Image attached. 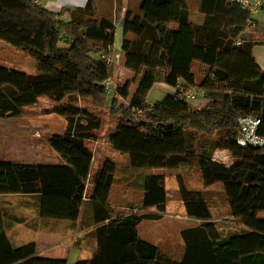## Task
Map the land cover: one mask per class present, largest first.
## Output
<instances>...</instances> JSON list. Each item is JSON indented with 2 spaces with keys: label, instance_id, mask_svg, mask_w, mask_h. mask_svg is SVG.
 Returning a JSON list of instances; mask_svg holds the SVG:
<instances>
[{
  "label": "trees",
  "instance_id": "1",
  "mask_svg": "<svg viewBox=\"0 0 264 264\" xmlns=\"http://www.w3.org/2000/svg\"><path fill=\"white\" fill-rule=\"evenodd\" d=\"M70 11L56 14L34 0H0V42L37 63L33 75L0 66V117H19L23 108L47 97L60 103L54 111L67 121L61 135L49 139L60 164L0 158V173L6 176L0 195H41V218L78 220L93 163L90 142L99 138L102 122L63 102L77 95L117 118L109 142L129 157L131 169H197L206 189L222 188L229 217L240 225L218 220L217 206L204 192L191 190L177 176L186 214L201 223L181 231L182 254L143 240L139 226L161 219L167 205L166 175H151L143 202L114 217L115 207L108 211L98 230L97 254L78 264H264V146L237 142L239 120L246 116L260 118L257 135L264 139V71L254 57L255 46H264V25L228 0H201V25L193 21L187 0H142L139 11L128 13L124 22L125 34L133 36L122 45L132 78L116 85L109 104L105 83L113 78L114 24L102 15L100 0H88L85 16L63 20ZM157 83L185 92L149 105ZM190 88L203 93L208 105L192 106L186 98ZM217 133L213 149L230 153L231 168L204 151L203 140ZM115 172L114 164L106 163L96 174L92 199L104 206ZM0 264L67 262L38 257L34 244L14 249L0 208Z\"/></svg>",
  "mask_w": 264,
  "mask_h": 264
},
{
  "label": "crops",
  "instance_id": "2",
  "mask_svg": "<svg viewBox=\"0 0 264 264\" xmlns=\"http://www.w3.org/2000/svg\"><path fill=\"white\" fill-rule=\"evenodd\" d=\"M141 1L142 0H100V10L102 15L111 20L115 28L114 46L116 49L114 50L113 48V55H115V53L122 55V45L124 40H132L133 36L130 34L126 35L124 32V22L128 13H136L139 11ZM34 2L37 5L56 14L61 13L64 8H69L71 11L64 13L62 15V19L65 21H70L73 16L76 18L85 16L84 10L87 6L88 0H34ZM187 3L191 11V17H204L199 12L201 0H187ZM254 57L257 61V64L264 71L263 45L255 46ZM124 71L131 75V73L125 68ZM156 88L159 89L164 95V97L156 103L161 102L167 95H171L174 92V89L166 84L157 83L154 89ZM147 102L149 105L156 104L150 103L149 98ZM208 103L209 102L204 98H200L198 101L194 102L192 106L195 108H202L208 105ZM208 140L209 139L207 138L203 140V148L205 147L204 144ZM39 155L41 159L29 162L12 159L6 160L13 162H27L30 164L61 163V160L57 155H55V157L50 160L42 157L41 153ZM206 155L213 161L228 168L233 166V161L228 151L218 148H211L210 150H207ZM220 155L228 158L227 161L221 162L218 160ZM52 157L53 155L50 156V158ZM117 157L123 159L125 162L121 167L120 162L118 161L119 158L115 159ZM106 163L114 164L116 172L108 198V205L104 206L103 204L99 203V201L93 200L92 195L97 171L102 165ZM189 170L191 171V168L188 165L180 166L179 168L173 170L158 169L148 172L133 170L130 168V159L128 156H116V154L112 156L108 155V157H106L104 161L95 168L93 156L91 173L87 181V191L83 199L79 218L76 222L57 221L53 219L41 218V195H0V208L4 213V225L7 237L14 249H18L29 244H34L36 246L37 256L44 259L65 260L67 264H78L79 262L91 261L97 254L100 246L98 230L104 226V220L108 217V211L111 213L113 210L112 207H116L115 205L121 204L132 205L143 202L145 182L147 177L151 175H166L167 186L169 182V179H167L168 175L175 177V179H173L175 181L177 180V176H183L191 190L200 191L192 188L191 183L189 182ZM166 194H168V190ZM15 201L17 202L15 203ZM168 206L169 204L167 195L166 213L162 215L161 219L143 222L139 226L138 232L143 240L165 248L166 252L182 254L183 242L181 235H179L178 242H175L173 240L174 238L168 233L156 235L152 231L146 230L147 228H152L156 222L162 223V221H166L165 219L167 218L166 215L168 214ZM108 207L111 210H108ZM113 212L114 213H111L112 217L116 215V211L113 210ZM149 212L155 213L156 209L151 208ZM184 212L186 214L185 205ZM145 223H148V226H144ZM187 228L189 227L185 226L181 229V231Z\"/></svg>",
  "mask_w": 264,
  "mask_h": 264
},
{
  "label": "rangeland",
  "instance_id": "3",
  "mask_svg": "<svg viewBox=\"0 0 264 264\" xmlns=\"http://www.w3.org/2000/svg\"><path fill=\"white\" fill-rule=\"evenodd\" d=\"M193 21L201 25L204 22L203 18L192 17ZM114 46V50H115ZM119 50V49H118ZM116 55V56H115ZM112 55L111 62L113 66V80L118 84H122L132 78V75L127 74L124 71V57L123 55L115 53ZM0 66L11 70H16L27 75H33L37 71V63L24 55L22 52L11 48L4 43L0 42ZM136 90V86L130 89L132 95ZM162 91V90H161ZM115 92L109 93L110 99L115 96ZM164 95L159 89H153L149 94V102L156 103L160 101ZM165 99V98H164ZM128 101V100H126ZM71 102L74 106L80 110H87L90 114L99 118L102 122L101 129L99 131V138L90 142V147L94 154V167H98L100 163L104 161L108 155L114 154L123 156L115 152L109 144V135L116 130L118 126L117 118L111 117L107 111L95 108L89 99L80 98L77 95H73L70 98H66L64 101ZM125 103V101L122 100ZM60 106V103L51 100L47 97H42L36 105L23 108L19 117L16 118H2L0 117V157L5 159L20 160V161H33L41 159L42 157L47 160L53 159L57 155L49 146V139L60 135L67 121L65 118L57 114L54 110ZM221 136L217 133L214 136H207L209 139L204 144V151L210 150L216 146V140ZM213 140V141H212ZM53 155L52 158L50 156ZM58 156V155H57ZM40 157V158H39ZM119 157L115 158L118 159ZM223 155L218 157L221 162L227 161ZM120 167L125 163L123 159L118 160ZM191 168V167H190ZM190 171V170H189ZM189 182L192 188L203 191L206 199L214 204V216L218 217V220H222L224 223L240 228V225L233 221L229 217L230 209L226 201V197L221 187H214L206 189L203 185L201 175L197 169L191 168L189 173ZM168 214L166 215V221L156 222L152 228L146 230L152 231L156 235L162 233H168L171 235L175 242H178L180 231L182 228L198 226L201 221L190 219L184 212V204L180 190L178 189V183L175 177L168 175ZM6 183V176L4 173H0V184ZM19 198V197H18ZM17 201H15L16 203ZM116 213H127L130 205H115ZM114 208V207H112ZM219 221V222H222ZM144 226H148L145 223Z\"/></svg>",
  "mask_w": 264,
  "mask_h": 264
},
{
  "label": "built area",
  "instance_id": "4",
  "mask_svg": "<svg viewBox=\"0 0 264 264\" xmlns=\"http://www.w3.org/2000/svg\"><path fill=\"white\" fill-rule=\"evenodd\" d=\"M228 2L238 4L251 16L253 20L264 25V0H228ZM116 85L117 84L113 79L108 80L105 83L108 93L115 91L117 87ZM173 89L174 92L172 94L177 92L182 94L185 92L183 87L179 89ZM186 98L191 104H194V102L198 101L200 98H204V94L199 92L196 88H190ZM260 122V118L254 116L240 118V134L237 138L238 144L241 146H247L249 144L257 147L264 146V139L257 135V129Z\"/></svg>",
  "mask_w": 264,
  "mask_h": 264
}]
</instances>
